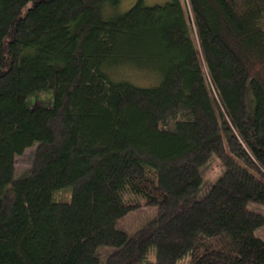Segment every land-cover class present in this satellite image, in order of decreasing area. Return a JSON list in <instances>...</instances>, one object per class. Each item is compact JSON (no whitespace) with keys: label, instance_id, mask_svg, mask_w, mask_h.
<instances>
[{"label":"trees","instance_id":"16d2710c","mask_svg":"<svg viewBox=\"0 0 264 264\" xmlns=\"http://www.w3.org/2000/svg\"><path fill=\"white\" fill-rule=\"evenodd\" d=\"M187 2L0 0V264H264V0Z\"/></svg>","mask_w":264,"mask_h":264},{"label":"rangeland","instance_id":"374dc122","mask_svg":"<svg viewBox=\"0 0 264 264\" xmlns=\"http://www.w3.org/2000/svg\"><path fill=\"white\" fill-rule=\"evenodd\" d=\"M138 0H121V3L117 7H112L110 4H107L103 10V15L105 18L112 16L115 13L125 12L130 9ZM169 0H144L146 5H155V4H165ZM186 3L187 0H184ZM126 71V70H125ZM123 72V70H122ZM134 76V75H132ZM135 81H139L136 83L140 86H149L141 83L150 84L152 81H156V75H146L145 77H132ZM121 79V78H118ZM26 103L30 108L36 106H53L55 104V94L53 90L41 91L35 94H31L27 97ZM251 105V104H250ZM35 151V146H31L26 149V151L18 155L16 157V170L17 173L22 175L27 173L31 167L33 155ZM225 170V166L222 163V160L213 156L203 167L202 173L204 176V184L202 191H206L213 182L219 178ZM72 188L70 186L62 187L57 189L54 192V197L57 200H69L71 198ZM250 207L264 213V205L256 202H251ZM157 208L153 205H142L134 211L128 213L126 216L120 218L118 220V226L128 232L129 234H133L136 230L141 228L145 223H147L150 219L156 216ZM257 234L264 237V226L258 228L256 230ZM115 250L109 246H102L99 249V255L104 261L108 255ZM187 258H182L178 264H185ZM165 264H168L164 262ZM163 263V264H164Z\"/></svg>","mask_w":264,"mask_h":264}]
</instances>
